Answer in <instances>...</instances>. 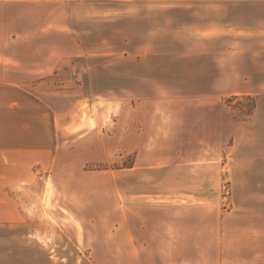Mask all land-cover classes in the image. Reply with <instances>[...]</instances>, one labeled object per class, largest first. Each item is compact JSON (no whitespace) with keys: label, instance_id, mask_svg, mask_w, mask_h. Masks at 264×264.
I'll return each instance as SVG.
<instances>
[{"label":"crops","instance_id":"obj_1","mask_svg":"<svg viewBox=\"0 0 264 264\" xmlns=\"http://www.w3.org/2000/svg\"><path fill=\"white\" fill-rule=\"evenodd\" d=\"M112 13L137 23L133 42L118 29L112 35L126 45L121 50L135 66L151 71L135 74L141 82L159 75L163 50L201 52L192 67L199 70L189 75L221 82L224 49L245 51L240 41L264 38V0H0V264L90 259L206 264L201 260L209 254L228 257L231 264L261 263L264 120L255 125L225 117L221 93L172 106L174 97L160 96L152 87L150 95H136L140 101L128 108L131 112L121 110L113 135L91 140L102 146L115 141L119 151L134 152L130 169L136 184L129 191L119 186L117 209L84 208L78 190L63 185L57 96L48 92L44 78L72 59L106 52L107 39L99 37L103 32L95 24ZM224 17L230 21L224 23ZM160 36H168V43ZM224 36L231 37L230 46H224ZM161 71L170 76L169 69ZM250 76L254 81L259 75ZM101 94L117 98L111 90ZM144 99L146 105L138 106ZM224 151L230 156L222 161ZM53 163L55 188L67 198L54 208L55 218L45 219L27 200L44 178L35 167ZM227 177L230 205L224 208Z\"/></svg>","mask_w":264,"mask_h":264},{"label":"rangeland","instance_id":"obj_2","mask_svg":"<svg viewBox=\"0 0 264 264\" xmlns=\"http://www.w3.org/2000/svg\"><path fill=\"white\" fill-rule=\"evenodd\" d=\"M228 14L224 13V16ZM109 19L96 20L95 28L103 32L99 37L107 39L108 52L96 54L91 59L75 58L70 60L62 69L44 78L48 92L54 94V105L60 114L56 117V141L59 154L58 170L62 176L64 186H73L77 189L78 203L84 208L96 209L101 205L110 208L118 207V188L124 186L127 190L135 187V175L132 173L134 161L133 151H119L113 142L108 145H91V140L108 138L109 133L116 132L117 122L121 110L132 108L137 96L150 95L152 90L160 96L174 97L170 99L172 106H189L191 98L210 93L222 94L221 105L225 117H231L247 123L259 124L264 120V38L255 37L254 40L240 41V45L247 46L245 51L232 52L230 48L222 52V81H196L189 75L195 60L201 52L183 50H163L159 52V74L147 77L148 82H141L135 74H150L148 68L140 69L126 56V45L118 43V38L112 35L114 30H120L122 36L134 41L133 29L135 23L129 19H119V14H107ZM119 19V20H117ZM230 20L224 17V23ZM125 35V36H124ZM168 43V36H160ZM230 36L223 37L224 46H230ZM239 45V46H240ZM133 44H130L132 47ZM167 46V45H166ZM170 46V44L168 45ZM176 46V45H175ZM248 49V50H247ZM203 53V52H202ZM233 53H239L238 59H231ZM246 56H252L246 59ZM164 65V66H163ZM169 65L170 67H168ZM168 67V68H167ZM169 69L170 76L161 70ZM202 70L204 67L201 68ZM172 71V72H171ZM73 72L76 74L74 75ZM259 75L252 80V76ZM152 79V83L149 81ZM249 78L250 81H249ZM259 79V80H258ZM111 90L117 96L114 100L102 97L101 92ZM125 98H119L120 93ZM126 94V95H125ZM217 101H219L217 99ZM209 104V103H208ZM138 106L146 105L145 99ZM127 112H131L129 109ZM132 117L128 115V118ZM231 141H226V145ZM228 149H226L227 151ZM229 151V150H228ZM229 152L223 153L222 161L227 160ZM56 163L49 168L39 171L43 179L32 186L30 201L35 208H40V216L45 219L54 217V208L67 198L60 194L54 184ZM72 177V183L68 177ZM70 177V178H71ZM229 178L222 182V204L224 208L230 205ZM40 192L38 194L37 192ZM125 264H156L155 260H124ZM159 261L158 264H160ZM197 260L191 259L195 264ZM201 262L206 264H231L228 257L216 259L209 254ZM118 259H90L79 260V264H118ZM264 264V260L261 263Z\"/></svg>","mask_w":264,"mask_h":264},{"label":"built area","instance_id":"obj_3","mask_svg":"<svg viewBox=\"0 0 264 264\" xmlns=\"http://www.w3.org/2000/svg\"><path fill=\"white\" fill-rule=\"evenodd\" d=\"M73 74L75 75L76 73H75V72H73Z\"/></svg>","mask_w":264,"mask_h":264}]
</instances>
